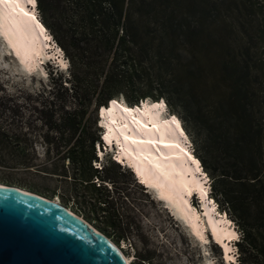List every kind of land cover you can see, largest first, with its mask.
<instances>
[{"label": "rangeland", "instance_id": "1", "mask_svg": "<svg viewBox=\"0 0 264 264\" xmlns=\"http://www.w3.org/2000/svg\"><path fill=\"white\" fill-rule=\"evenodd\" d=\"M35 1L66 67L63 75H51L45 67L40 80L23 78L0 40V183L58 200L123 246L131 264H204L205 255L212 264H222L216 245L206 241L205 253L192 244L161 204L107 156L102 164L110 165L101 171L91 167L89 142L101 132L97 106L118 97L124 103L141 97L159 105L166 101L210 177L214 196L240 230L236 246L242 264H264L263 201L250 208L227 206L219 192L250 196L255 191L248 182L264 181L263 0H110L121 9L118 31L129 41L115 60L101 48L114 26L111 18L97 15V0ZM87 55L90 67L84 63ZM186 65L195 72V88L176 91L174 75L186 80ZM106 70L109 77L103 80ZM238 83L250 107V130L256 133L251 145L255 175L246 169L250 152L242 153L236 142L245 129L232 126L229 118L232 86ZM168 123L171 128L177 124ZM207 124L213 128L210 140ZM221 149L222 160H217ZM220 164L233 168L221 174ZM94 174L108 181L107 188L114 183L134 199L129 211L134 222L123 237L108 226L109 211L98 200L112 193L92 183Z\"/></svg>", "mask_w": 264, "mask_h": 264}, {"label": "bare ground", "instance_id": "2", "mask_svg": "<svg viewBox=\"0 0 264 264\" xmlns=\"http://www.w3.org/2000/svg\"><path fill=\"white\" fill-rule=\"evenodd\" d=\"M26 12L27 8L23 0H0V40L4 45L6 56L15 61L21 76L23 78L36 76L40 80V76L45 74L40 63L59 54L56 55L54 51L48 49L49 46L44 39L46 36L43 37L42 34L43 26L36 23L37 28L29 15H25L26 17L23 15ZM61 59L59 57L58 61L65 68L66 63ZM150 102L141 108H129L127 102L126 104L122 102L127 106L112 102L115 103L114 105L110 102L108 105L111 107L108 109L102 107L98 111L99 118L102 119L100 124L106 126L103 138L109 145L104 150H114L116 147L114 150L116 160L128 164L133 169L137 178L145 184L142 186L146 188L145 193L161 204L162 209H165L174 223L176 222L182 229L186 238L191 239L192 244L199 245L206 253L205 242L209 241L206 234L207 225L213 238L220 243L224 256L234 259L233 253L228 254L232 249L228 240L235 238L237 234L231 228L228 229L227 221L214 220L210 214L212 206L207 207L203 204L204 212L201 217L195 210H190L189 194L193 188L200 185L196 176L199 167L196 160L193 161L194 166H191L189 154L183 152L184 150L187 152L185 149L187 147L183 146L184 137L180 126H175L179 125L178 120L172 119L175 118L174 116H168L163 104L156 106L155 103L150 104ZM169 121L177 123L174 128L169 126ZM99 150V155L105 153L102 148ZM0 186L11 185L0 183ZM11 187L42 196L74 213L58 200L27 189ZM80 217L85 220L84 217ZM219 222H221L220 226ZM89 224L103 234L91 223ZM109 240L121 252L125 263L131 264V258L124 255L123 246ZM204 261L206 264H212V260L207 255Z\"/></svg>", "mask_w": 264, "mask_h": 264}, {"label": "water", "instance_id": "3", "mask_svg": "<svg viewBox=\"0 0 264 264\" xmlns=\"http://www.w3.org/2000/svg\"><path fill=\"white\" fill-rule=\"evenodd\" d=\"M0 264L126 263L80 216L37 194L0 186Z\"/></svg>", "mask_w": 264, "mask_h": 264}, {"label": "trees", "instance_id": "4", "mask_svg": "<svg viewBox=\"0 0 264 264\" xmlns=\"http://www.w3.org/2000/svg\"><path fill=\"white\" fill-rule=\"evenodd\" d=\"M263 4H264V0H263ZM94 9L96 10L97 15L107 16V17L111 18V20H112L111 24L114 26V31L112 32V34L107 39L104 40V43L102 44L101 48H102V51H108V53H112V55H113L112 60H115L114 58L117 57L119 55V53L124 49L126 42H129V41H127V34H123V31L121 32V34H119V31H118V27L121 24V9L117 8L114 4H112L110 0H97L96 5H94ZM92 13H94V12H92ZM77 42H78V39H77ZM89 56H91V55L89 54ZM89 56L88 55L86 56V59L84 62L85 65L88 67L91 66V64L89 62ZM72 61H73V64H75V61L73 59H72ZM96 69L97 68H93V70L95 72L97 71ZM182 69L185 72L184 77L186 80H182L177 75H174L173 88L176 91L182 90V91L188 92V91H191L195 88V84L192 81L193 78H196L195 72L191 71L187 65ZM48 71H49V74H51V75L54 72L56 74L58 73L60 75L64 74V72L62 70H56L52 66H50ZM108 77H109L108 76V70H106V74L104 75L103 80H107ZM51 80L54 82L57 80V78L54 76H51ZM184 81H186V82H184ZM244 95H245V90L243 89V84L242 83L233 84L231 95H230V101H229V106H230V109L232 111L230 113L229 118L231 120L232 126L245 129V131L241 134L240 139L237 140L236 142L238 143L242 153H244V154L248 153L249 154V152H250L249 157H248L249 164L247 165L246 169H247V172L250 173L249 175H255L254 173L256 172L258 167H257V161H256L255 157L253 156V153L251 152L252 151L251 145L253 144V136H255L256 133L250 130L251 126H252L251 119H250V107H249L248 102L245 100ZM145 98L148 99L149 97H144V98L141 97L139 99V101H136L135 103H129L126 100H125V102H127L129 107H133V104L139 105L140 100H142L143 105L141 104L139 106V108H141L142 106H145L149 101H152L151 99H149L145 103V100H144ZM161 98L163 99V96H161ZM97 99H98L97 101H99L102 98H97ZM108 100H109V98H108ZM108 100L105 103L107 105L110 102L112 103L115 101V100H111V101L109 100L110 101L109 102ZM155 103H156V105H159L158 100ZM105 104H101V105H105ZM112 104H115V103H112ZM101 105H99V106H101ZM99 106L96 107V112L99 111V109H98ZM79 111H81V110H79ZM205 122L208 123L207 118H206ZM205 127L207 130V139L210 140V138H212V136H213V128L210 127L209 124H207ZM99 140H100L99 136L96 135V137L93 138L92 140H90V142H89V146H90V150H91V157L90 158H92L91 159V167L95 171H101L102 169H104L108 165L112 164L115 167L119 168L121 171L127 172L130 175V177H132V175L130 174V172L128 170L121 168L114 161H112L110 159V157H107L110 164H104L103 163V166L101 168L94 166L93 160L96 159L95 144ZM220 153H221L220 155L216 156L217 160H222V149H221ZM88 163H90V159H88ZM219 167H220L221 174L227 175L226 171L228 169L233 168V165L229 166V165H225V164H220ZM232 172H234V171H232ZM230 177L235 178V179L241 178V177H236L233 175H230ZM255 178L256 177H251V179H255ZM94 179H96L97 181L92 182L93 184L97 183L99 187L106 188L108 192L111 191L112 194L107 195L106 198L103 199L102 201L98 200V203L99 204L104 203L105 206L107 207L108 211H109V216H108L109 217L108 218L109 219V221H108L109 225L108 226L111 227L113 232H115V234H117L119 237H123L125 235V233L130 229V227L132 226V224L134 222L131 219V216L129 213V211L132 209V207H134V199L131 196L130 192L127 191V189L117 188L114 186V183L111 184L110 188H107L108 181H106L105 179H101V177L98 176V174H94ZM132 179L136 185L141 187V185H139L134 180L133 177H132ZM243 185H245V184H243ZM248 185H250L254 189L255 193L253 195L241 196L238 192H236V190H228V191L223 190V191H219V192H220V194L223 195V198H224L223 201L227 203V206L230 205L233 207L234 204L237 203V204H240L241 206L245 205L246 208H250V207L254 206V203L261 202V201H263V206H264V181L260 182L256 179L254 181L248 182ZM212 193L214 196L213 190H212ZM216 200L218 202L220 201L217 198H216ZM219 205L222 209L225 210V207L222 206V204L220 202H219ZM260 219L263 222L261 224L262 226H260V227H264V217H261ZM241 239H242V236L240 238V241L237 243V245L241 242ZM142 259H143V261H145L146 259H149V257H145ZM239 262H240V264H242V261L240 260V254H239ZM147 264H148V262H147Z\"/></svg>", "mask_w": 264, "mask_h": 264}, {"label": "snow or ice", "instance_id": "5", "mask_svg": "<svg viewBox=\"0 0 264 264\" xmlns=\"http://www.w3.org/2000/svg\"><path fill=\"white\" fill-rule=\"evenodd\" d=\"M29 3H35V0H29Z\"/></svg>", "mask_w": 264, "mask_h": 264}]
</instances>
